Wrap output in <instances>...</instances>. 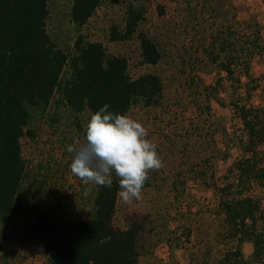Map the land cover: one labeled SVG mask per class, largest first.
Returning <instances> with one entry per match:
<instances>
[{
	"label": "rangeland",
	"instance_id": "1",
	"mask_svg": "<svg viewBox=\"0 0 264 264\" xmlns=\"http://www.w3.org/2000/svg\"><path fill=\"white\" fill-rule=\"evenodd\" d=\"M72 1H48L47 32L60 49L71 53L81 35L102 43L107 54L126 58L131 78L152 73L163 85L157 104L134 106L127 115L148 129L164 167L149 173L140 199L125 203L117 196L113 226L124 230L139 224L138 264L215 263L234 244L223 236L214 192L225 177L232 179L228 170L241 156L244 134L232 101L262 103L264 54L253 56L249 74L236 88L205 49L222 27L236 29L238 23H256L264 42V0H102L79 31L69 21ZM132 8L142 13L135 33L126 41H111L114 28L123 32ZM140 34L157 44L161 58L156 65L141 63ZM246 84L254 87L249 100H244ZM56 99L32 120L33 137L21 140L22 188L31 208L7 226L0 223V264H48L42 247L25 236L37 209L49 208L58 218L91 214L94 186L71 173L67 152L68 145L83 140L89 112L74 113ZM253 193L262 192L255 188ZM252 249L248 242L241 245L248 264H255L250 262Z\"/></svg>",
	"mask_w": 264,
	"mask_h": 264
},
{
	"label": "trees",
	"instance_id": "2",
	"mask_svg": "<svg viewBox=\"0 0 264 264\" xmlns=\"http://www.w3.org/2000/svg\"><path fill=\"white\" fill-rule=\"evenodd\" d=\"M48 1L0 0V223L5 226L31 208L22 188L21 140L33 137L32 120L55 95L74 113H94L108 104L109 111L127 114L134 106L157 104L163 90L155 74L131 78L127 59L107 54L100 42L79 35L71 53L60 49L47 32ZM101 2L72 1L69 21L77 31ZM126 15L123 32L114 28L111 41H126L135 33L142 13L132 8ZM240 25L222 27L205 49L236 88L249 74L253 56L264 54L258 25ZM138 40L141 63L156 65L161 58L157 44L142 34ZM250 88L246 84L244 100H249ZM246 102L232 101L244 134L241 156L228 170L232 179L225 177L221 187H214L223 236L234 244L213 264H248L241 250L245 242L253 248L250 262L264 264V97L258 105ZM255 188L261 195L253 193ZM118 191L114 174L111 187L94 186L88 218H58L49 208H39L25 226V236L42 247L48 264H138L139 224L124 230L112 224Z\"/></svg>",
	"mask_w": 264,
	"mask_h": 264
},
{
	"label": "clouds",
	"instance_id": "3",
	"mask_svg": "<svg viewBox=\"0 0 264 264\" xmlns=\"http://www.w3.org/2000/svg\"><path fill=\"white\" fill-rule=\"evenodd\" d=\"M108 104L90 111L83 140L67 146L71 173L85 185L111 187L118 178V195L125 203L141 198L149 173L164 167L158 145L148 129L127 114L109 111ZM90 188L85 191L88 195Z\"/></svg>",
	"mask_w": 264,
	"mask_h": 264
}]
</instances>
